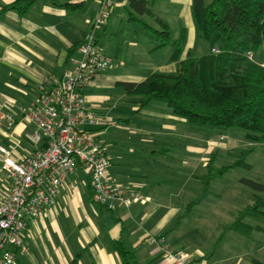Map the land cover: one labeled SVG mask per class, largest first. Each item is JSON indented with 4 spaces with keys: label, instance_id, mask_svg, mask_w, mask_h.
<instances>
[{
    "label": "crops",
    "instance_id": "obj_1",
    "mask_svg": "<svg viewBox=\"0 0 264 264\" xmlns=\"http://www.w3.org/2000/svg\"><path fill=\"white\" fill-rule=\"evenodd\" d=\"M14 1L0 0V145L26 153L34 147L25 135L35 126L21 110L37 100L40 85L53 77L61 78L74 67V60L81 57L78 46L93 30L100 3L72 0L79 5L69 8L54 5L52 0H37L21 14L6 8ZM192 2L154 0L151 4L154 16L164 21L163 12L169 6L179 9L182 26L187 29L181 58L188 51L198 55L195 50L201 43ZM128 4L129 0H115L107 24L97 33L98 42L102 40L114 59L107 55L111 66L97 74L85 94L90 109L103 121L94 127L98 138L108 130L110 118L117 119L118 133L123 135L122 140L105 144L110 182L120 184L124 196L139 193L146 201L127 206L116 200V208L109 210L93 201L90 179L78 168L66 180L57 204L47 215L28 221L24 238L27 248L17 250L19 264H123L116 248L119 243L130 252V264H222L199 243H190L181 230L187 221L192 223L184 229L194 233L199 223L208 228L225 220L215 215L221 207L207 201L200 191L201 178L206 177L205 172L198 171L200 162L203 160L204 167L209 163L205 155L198 160L196 143H189L186 152L170 153L176 147L169 136L180 135L189 123L159 100L140 107L138 98H131L122 85L142 82L154 72L176 70L172 46L157 48L158 43L149 39L155 35L142 22L152 25L153 18ZM132 15L138 19L131 20ZM202 48L201 52H206V46ZM115 87L121 89L113 90ZM119 100L123 105H116ZM8 114L16 120L10 130L5 127ZM136 116L145 118L146 124H132ZM215 147L228 148L225 142L209 140L204 153ZM2 162L0 153V166ZM8 185L0 170V198ZM180 251L193 261L179 263L167 257L168 252Z\"/></svg>",
    "mask_w": 264,
    "mask_h": 264
},
{
    "label": "trees",
    "instance_id": "obj_2",
    "mask_svg": "<svg viewBox=\"0 0 264 264\" xmlns=\"http://www.w3.org/2000/svg\"><path fill=\"white\" fill-rule=\"evenodd\" d=\"M37 0H15L6 8L25 13ZM154 0H129V7L153 18L152 25L142 22L157 37V48L172 46L171 60L176 70L154 72L142 82H124L125 91L138 98L139 106L151 100L164 101L171 111L188 123L210 127H241L246 138L264 143V63L255 56L264 50V0H193L192 17L197 35L209 44V50L181 58L187 40L182 26L174 37L170 26L154 16ZM57 6L74 8L72 0H52ZM131 14H133L131 12ZM138 19L132 15L131 20ZM253 53V56L249 55ZM209 165V164H208ZM232 166L223 167L221 171ZM253 188L254 203L245 208L231 228L248 234L253 227L243 221L248 214L264 213V183L242 179ZM253 212V213H252ZM256 229L261 230L260 226ZM117 251L123 264H130V253L119 243ZM255 264H264L253 260Z\"/></svg>",
    "mask_w": 264,
    "mask_h": 264
},
{
    "label": "built area",
    "instance_id": "obj_3",
    "mask_svg": "<svg viewBox=\"0 0 264 264\" xmlns=\"http://www.w3.org/2000/svg\"><path fill=\"white\" fill-rule=\"evenodd\" d=\"M99 3L93 30L79 44L81 57L74 60V67L61 78L53 77L46 85H40L37 100L21 110L35 126L34 131L25 135L34 149L19 153L15 147L0 145V170L9 183L8 191L0 198V264H19L17 250L27 248L24 238L28 221L47 215L57 204L66 180L79 166L90 179L95 203L114 210L116 200L127 206L146 201L139 193L124 196L121 185L110 182L106 148L94 130L103 121L90 109L85 94L97 74L110 63L98 45L96 32L107 24L115 0ZM15 122L10 114L5 116L8 130ZM167 257L179 263L193 261L181 251L168 252Z\"/></svg>",
    "mask_w": 264,
    "mask_h": 264
},
{
    "label": "rangeland",
    "instance_id": "obj_4",
    "mask_svg": "<svg viewBox=\"0 0 264 264\" xmlns=\"http://www.w3.org/2000/svg\"><path fill=\"white\" fill-rule=\"evenodd\" d=\"M157 6H159V3H157ZM178 13L179 9L173 6H169L163 12L165 21L174 29L176 37L179 36L183 25ZM98 32L99 30H97L96 35ZM156 38V36L149 37L155 44L158 43ZM200 40V46H197L195 50L198 51V55L204 53V51L201 52L202 46H206V51L209 50V44L202 39ZM98 45L105 54H110L111 50L106 49L102 40H100V43L98 42ZM113 59L111 57V60ZM256 59L264 61L262 48L256 52ZM110 66L111 61L108 67ZM119 89L121 88L115 87L113 90ZM133 97L136 96H131V98ZM159 102L166 104L164 101ZM108 103L111 104L112 102L108 101ZM116 105H123V101H117ZM132 114L136 113L132 112ZM142 119L145 118L136 116V118H133L132 124H146ZM122 124L123 122H120L119 125ZM106 126L108 130L98 138L104 146L112 140H122L120 137L123 135L118 133L117 119L110 118ZM179 134L169 136L171 137L169 141L174 143L176 147V149L170 150V153L177 152L179 154L180 152H186L185 149L189 143H196L198 160L202 155H205L209 163L208 167H204L202 164L203 160L200 162L198 171L206 173V177L201 178L200 191L204 195L203 197L207 198V201L211 200L221 207V210L215 215L225 217V220L220 223L215 224L214 222L215 227L207 228L204 223H199L200 228L195 230L194 233H189L188 231L191 230L184 229V227L192 223L187 221L181 230L186 234L190 243H199L211 252L213 259L220 260L222 264H255L253 260L264 262V213L258 212L257 215L248 214L243 218L244 222L253 227L248 234H243L231 228L241 212L254 203L253 196L256 191L243 182L242 179H251L264 183V143L252 142L247 139L246 130L241 127L218 128L189 123V128H185ZM209 140L225 142L228 148L224 150L223 148L215 147L211 151L204 153ZM175 157L179 160L178 155L173 156V158ZM227 166L232 167L221 171L223 167ZM81 168L79 166V169ZM258 194L264 197V192ZM258 208L264 210V205H260ZM212 217H214L213 214ZM257 225L260 226L261 230L256 229Z\"/></svg>",
    "mask_w": 264,
    "mask_h": 264
}]
</instances>
